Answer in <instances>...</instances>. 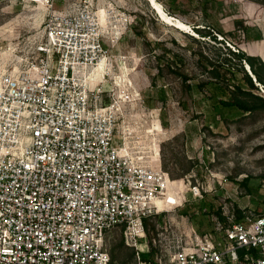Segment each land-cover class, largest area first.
<instances>
[{
    "label": "built area",
    "instance_id": "built-area-1",
    "mask_svg": "<svg viewBox=\"0 0 264 264\" xmlns=\"http://www.w3.org/2000/svg\"><path fill=\"white\" fill-rule=\"evenodd\" d=\"M99 5H48L22 61L0 75V264H115L113 229L134 264H264V211L242 221L221 211L212 230L148 238L145 219L155 231L174 181L122 146L118 91L86 77L134 21L111 4L102 20ZM188 191L202 197L197 185Z\"/></svg>",
    "mask_w": 264,
    "mask_h": 264
},
{
    "label": "rangeland",
    "instance_id": "rangeland-1",
    "mask_svg": "<svg viewBox=\"0 0 264 264\" xmlns=\"http://www.w3.org/2000/svg\"><path fill=\"white\" fill-rule=\"evenodd\" d=\"M76 1L0 0V72L22 61L26 51L22 42L40 28L48 5L59 10ZM166 1H170L174 17L187 23L188 33L195 37L200 36L193 26L206 21L224 31L225 44L228 41L247 49L250 41L242 36L234 19L251 25L250 37H262L264 0H215L207 4V19L198 6L203 0H158L165 11ZM97 2L100 8L111 4L130 13L136 27L113 49L114 56L107 61L109 73L100 80L106 88H115L122 101L114 108L120 142L132 156L159 162L174 181L167 189L165 217L149 234L157 239L166 231L180 235L212 230V209L217 208L233 212L237 206L247 214L263 212L264 109L242 118L230 116L225 109V118L216 115L213 121L214 100L207 87H197L206 79L196 53L203 43L165 23L148 0ZM259 53L264 59V40ZM183 75L189 79L185 81ZM255 92L264 89L259 86ZM189 184L197 185L202 197H193ZM105 240L115 264H133L129 257L132 250L124 244L119 229L107 233ZM141 256L147 258L148 254Z\"/></svg>",
    "mask_w": 264,
    "mask_h": 264
},
{
    "label": "trees",
    "instance_id": "trees-1",
    "mask_svg": "<svg viewBox=\"0 0 264 264\" xmlns=\"http://www.w3.org/2000/svg\"><path fill=\"white\" fill-rule=\"evenodd\" d=\"M158 1V0H157ZM175 1V0H171ZM195 2V0H189ZM215 0H203L198 2V6L201 7L204 18H208L210 14L207 12V4L210 2L214 4ZM253 2L262 3L258 0H251ZM168 4L167 13L174 15L172 5ZM214 7V5L212 6ZM135 18L138 15L134 14ZM144 18V17H143ZM141 23L143 22L142 17ZM233 23L237 26V29L243 31L246 40H250L249 29L250 26L243 23L242 19H234ZM193 26V31L200 37H195L187 32L192 41L197 43H203L202 49L196 52L198 60L203 66V71L206 73V79L197 83L199 88H208L209 96L214 100L213 107L214 112L212 114V120H216V115L224 117V110L227 109L231 113L230 116L236 118H242L246 114H250L255 111L264 109V92L258 91L259 86L264 89V61L256 55H250L243 49L236 47L237 50H233L230 46L225 44L224 31L212 26V23H197ZM133 28L136 27L133 25ZM217 36H221L218 39ZM201 47V46H200ZM246 64L249 66L250 72L246 69ZM171 67V64L169 65ZM175 72V69H170ZM184 80H188L189 77L183 75ZM255 79V81L253 80ZM189 88V85H186ZM231 119V117H230ZM215 214L221 217V209H212ZM234 219L236 221H242L245 215L244 209L235 207L233 209ZM145 224L148 227L147 236L150 239L149 230L154 231V224L150 220L145 219ZM150 241V240H149ZM132 252L129 257H133L134 250L130 248ZM111 260L114 262V254L110 255ZM115 263V262H114ZM134 264V261H133Z\"/></svg>",
    "mask_w": 264,
    "mask_h": 264
},
{
    "label": "bare ground",
    "instance_id": "bare-ground-1",
    "mask_svg": "<svg viewBox=\"0 0 264 264\" xmlns=\"http://www.w3.org/2000/svg\"><path fill=\"white\" fill-rule=\"evenodd\" d=\"M154 11L157 13V15L168 25H171L179 30L182 31H188L190 30V26L183 22L182 20L168 14L164 8L162 7L161 3L157 0H148ZM101 19H104L105 16V9L98 7ZM264 18V17H263ZM264 28V23L262 24ZM264 32V31H263ZM264 34V33H263ZM264 36V35H263ZM264 55V53H262ZM246 67L249 69L248 65L246 64ZM5 70V69H4ZM3 70V71H4ZM0 72V75L3 73ZM109 73V67L108 63L105 59H102L94 68L89 69V71L86 73L87 79L91 80L92 82H101L100 80ZM252 75V74H251ZM168 192V191H167Z\"/></svg>",
    "mask_w": 264,
    "mask_h": 264
},
{
    "label": "crops",
    "instance_id": "crops-1",
    "mask_svg": "<svg viewBox=\"0 0 264 264\" xmlns=\"http://www.w3.org/2000/svg\"><path fill=\"white\" fill-rule=\"evenodd\" d=\"M248 26L251 27V25H248ZM261 28H262V31H264L263 25H261ZM263 35L264 34H262V37L261 38L251 37L250 40H246V41H250V44L248 45L247 49H244L242 47L243 45L240 48L243 49L244 51H246L250 55L259 56L264 61L263 57L259 53L260 42H262V40H264V36ZM242 36H244L243 35V31H242Z\"/></svg>",
    "mask_w": 264,
    "mask_h": 264
},
{
    "label": "water",
    "instance_id": "water-1",
    "mask_svg": "<svg viewBox=\"0 0 264 264\" xmlns=\"http://www.w3.org/2000/svg\"><path fill=\"white\" fill-rule=\"evenodd\" d=\"M246 67V66H245ZM249 67V66H248ZM246 69H247V71L249 72V74L251 75V73H250V69H248L247 67H246ZM252 76V75H251ZM253 77V76H252ZM254 78V77H253ZM254 81H255V79H253Z\"/></svg>",
    "mask_w": 264,
    "mask_h": 264
}]
</instances>
